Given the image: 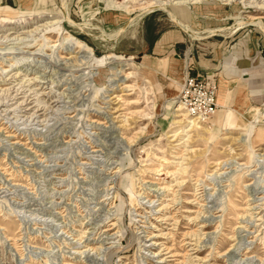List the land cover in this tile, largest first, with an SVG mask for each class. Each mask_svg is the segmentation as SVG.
<instances>
[{
    "label": "rangeland",
    "instance_id": "rangeland-1",
    "mask_svg": "<svg viewBox=\"0 0 264 264\" xmlns=\"http://www.w3.org/2000/svg\"><path fill=\"white\" fill-rule=\"evenodd\" d=\"M254 16L264 0H0V264H264ZM196 72L216 106L190 126Z\"/></svg>",
    "mask_w": 264,
    "mask_h": 264
},
{
    "label": "built area",
    "instance_id": "built-area-1",
    "mask_svg": "<svg viewBox=\"0 0 264 264\" xmlns=\"http://www.w3.org/2000/svg\"><path fill=\"white\" fill-rule=\"evenodd\" d=\"M186 111L192 115L206 116L215 110L216 87L195 74H185L180 85V98Z\"/></svg>",
    "mask_w": 264,
    "mask_h": 264
},
{
    "label": "bare ground",
    "instance_id": "bare-ground-1",
    "mask_svg": "<svg viewBox=\"0 0 264 264\" xmlns=\"http://www.w3.org/2000/svg\"><path fill=\"white\" fill-rule=\"evenodd\" d=\"M156 6V5H155ZM264 16H254V17H251V19H260V18H263ZM254 21V20H253ZM179 106H178V111L182 108L183 110L185 109L184 108V106H183V104H182V100L181 99H179ZM185 111V110H184ZM187 114H184V117H189V115H191V114H189L188 112H186ZM189 114V115H188ZM193 119H191V120H189L188 121V125H190V126H193L194 125V121H195V118H201L202 116H200V115H193ZM187 120V119H186ZM189 127V126H188Z\"/></svg>",
    "mask_w": 264,
    "mask_h": 264
},
{
    "label": "crops",
    "instance_id": "crops-1",
    "mask_svg": "<svg viewBox=\"0 0 264 264\" xmlns=\"http://www.w3.org/2000/svg\"><path fill=\"white\" fill-rule=\"evenodd\" d=\"M233 120V114L231 112V114L225 113L224 116V125L225 127H228V125L230 124V122Z\"/></svg>",
    "mask_w": 264,
    "mask_h": 264
}]
</instances>
